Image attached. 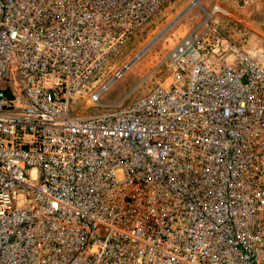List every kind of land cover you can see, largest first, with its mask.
Instances as JSON below:
<instances>
[{"label":"built area","instance_id":"1","mask_svg":"<svg viewBox=\"0 0 264 264\" xmlns=\"http://www.w3.org/2000/svg\"><path fill=\"white\" fill-rule=\"evenodd\" d=\"M170 1L0 0V264H264V60L206 18L148 95L101 101L133 57L72 113Z\"/></svg>","mask_w":264,"mask_h":264},{"label":"rangeland","instance_id":"2","mask_svg":"<svg viewBox=\"0 0 264 264\" xmlns=\"http://www.w3.org/2000/svg\"><path fill=\"white\" fill-rule=\"evenodd\" d=\"M191 0H171L143 28H141L97 73L93 80L81 88L72 100V113L76 115L101 114L112 109L102 108L90 103L91 95L114 74L137 55L146 44L163 29L174 17L187 7ZM218 10L208 19L211 30L227 47L245 50L264 60V0H201L148 52L115 80L103 94V103H118L126 97L124 105L148 95L157 82L169 77L172 70L163 63L170 50L182 40L180 30L190 32L204 20V10ZM173 40V44L169 42Z\"/></svg>","mask_w":264,"mask_h":264},{"label":"bare ground","instance_id":"3","mask_svg":"<svg viewBox=\"0 0 264 264\" xmlns=\"http://www.w3.org/2000/svg\"><path fill=\"white\" fill-rule=\"evenodd\" d=\"M195 6H201V0H191V2H189V4H187V7L184 10H182L176 17H174L163 29H161L158 33H156V35L146 44V46L143 48V50H141L139 53H137V55L135 56L134 61L131 63V65H133L136 61H138L146 52H148V50H150L158 41H160L182 19V17H183L182 15H186ZM217 9H218V7H217ZM213 14H214V11L207 12V14H206L207 18H210ZM179 32H180L179 34L182 37H185L188 34V32H186L184 30H182V31L180 30ZM169 42L171 44H173L172 39H169ZM159 64L155 68H157L159 66ZM131 65L129 66V68L131 67ZM123 73H122V75H123Z\"/></svg>","mask_w":264,"mask_h":264},{"label":"water","instance_id":"4","mask_svg":"<svg viewBox=\"0 0 264 264\" xmlns=\"http://www.w3.org/2000/svg\"><path fill=\"white\" fill-rule=\"evenodd\" d=\"M185 14V13H184ZM182 16H184V15H182Z\"/></svg>","mask_w":264,"mask_h":264}]
</instances>
